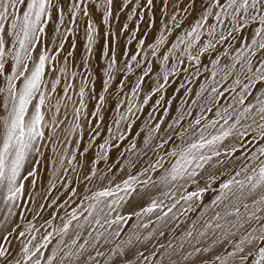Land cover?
<instances>
[{
  "label": "snow or ice",
  "instance_id": "1",
  "mask_svg": "<svg viewBox=\"0 0 264 264\" xmlns=\"http://www.w3.org/2000/svg\"><path fill=\"white\" fill-rule=\"evenodd\" d=\"M0 264H264V0H0Z\"/></svg>",
  "mask_w": 264,
  "mask_h": 264
},
{
  "label": "rangeland",
  "instance_id": "2",
  "mask_svg": "<svg viewBox=\"0 0 264 264\" xmlns=\"http://www.w3.org/2000/svg\"><path fill=\"white\" fill-rule=\"evenodd\" d=\"M124 22H125V16H124V14H121L120 19H119V21L117 23V27H119L120 25H122ZM134 26H135L134 24H130V27H134ZM157 27H159V13L158 12H157ZM146 28H147L146 25H141V31H140V33H138V35L139 36H142L143 35V31H145ZM155 34H156L155 31H153L152 35H155ZM77 39H78V48H77L76 55H77V57H79V56H82L84 54V49L82 47V45H83V34H82V32H81L80 37H78ZM121 42L122 43L125 42V36H121ZM148 42L149 43L151 42V36H149ZM101 43L102 42H98V44H97V47H96L97 55L100 54V51H101ZM129 47H130L131 50H134L135 49V42H133V44L130 45ZM100 63H103V61L101 60ZM96 65H97V61H96L95 58H93V67H96ZM76 70L77 71H80L79 67H77ZM93 79L96 80L95 90L97 92H99L100 91V88H101L100 80L97 77H95V76L93 77ZM90 107H91V105H90ZM109 119H110V116H109ZM117 155H118V151H113L112 156L115 158ZM121 166L123 167V165H121ZM131 171H132V174H135V170L134 169L131 170ZM126 178H127V172H120V173L117 174V179L118 180L119 179H126ZM209 196H210V194H209ZM205 202H207V197H206V201Z\"/></svg>",
  "mask_w": 264,
  "mask_h": 264
},
{
  "label": "bare ground",
  "instance_id": "3",
  "mask_svg": "<svg viewBox=\"0 0 264 264\" xmlns=\"http://www.w3.org/2000/svg\"><path fill=\"white\" fill-rule=\"evenodd\" d=\"M114 158V157H113ZM147 201V196H143V198L137 197L130 201V204L126 207L125 210L132 211L138 210L145 202Z\"/></svg>",
  "mask_w": 264,
  "mask_h": 264
}]
</instances>
